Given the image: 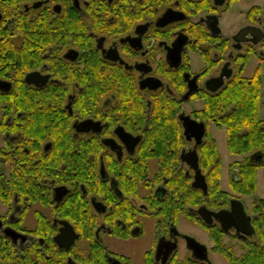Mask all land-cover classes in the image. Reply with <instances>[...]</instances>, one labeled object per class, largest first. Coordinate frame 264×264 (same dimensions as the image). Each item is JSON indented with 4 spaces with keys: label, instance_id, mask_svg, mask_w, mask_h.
<instances>
[{
    "label": "flooded vegetation",
    "instance_id": "obj_1",
    "mask_svg": "<svg viewBox=\"0 0 264 264\" xmlns=\"http://www.w3.org/2000/svg\"><path fill=\"white\" fill-rule=\"evenodd\" d=\"M261 132L264 0H0V264H264Z\"/></svg>",
    "mask_w": 264,
    "mask_h": 264
},
{
    "label": "trees",
    "instance_id": "obj_2",
    "mask_svg": "<svg viewBox=\"0 0 264 264\" xmlns=\"http://www.w3.org/2000/svg\"><path fill=\"white\" fill-rule=\"evenodd\" d=\"M251 103L252 102H250V105L248 104L247 109H246V116L248 117V119H253L254 118V106H252ZM257 137L264 138V132L259 133L257 135ZM250 181H252V183H251L252 184V189L254 190L255 189L256 181H255V179L253 180L252 177L251 178H248V182H250Z\"/></svg>",
    "mask_w": 264,
    "mask_h": 264
},
{
    "label": "rangeland",
    "instance_id": "obj_3",
    "mask_svg": "<svg viewBox=\"0 0 264 264\" xmlns=\"http://www.w3.org/2000/svg\"><path fill=\"white\" fill-rule=\"evenodd\" d=\"M226 179L223 180V184L226 185ZM258 192L264 195V169L259 170L258 175Z\"/></svg>",
    "mask_w": 264,
    "mask_h": 264
}]
</instances>
